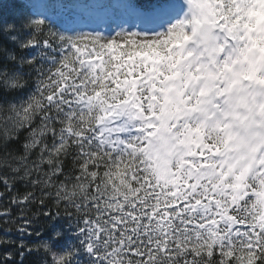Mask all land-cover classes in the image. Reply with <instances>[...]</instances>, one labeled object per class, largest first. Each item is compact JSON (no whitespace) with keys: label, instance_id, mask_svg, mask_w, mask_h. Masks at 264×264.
Returning a JSON list of instances; mask_svg holds the SVG:
<instances>
[{"label":"snow or ice","instance_id":"6c2138e0","mask_svg":"<svg viewBox=\"0 0 264 264\" xmlns=\"http://www.w3.org/2000/svg\"><path fill=\"white\" fill-rule=\"evenodd\" d=\"M0 264H264V0H0Z\"/></svg>","mask_w":264,"mask_h":264}]
</instances>
